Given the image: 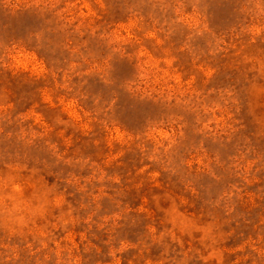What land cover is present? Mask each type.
<instances>
[{
    "label": "rangeland",
    "instance_id": "374dc122",
    "mask_svg": "<svg viewBox=\"0 0 264 264\" xmlns=\"http://www.w3.org/2000/svg\"><path fill=\"white\" fill-rule=\"evenodd\" d=\"M0 264H264V0H0Z\"/></svg>",
    "mask_w": 264,
    "mask_h": 264
}]
</instances>
